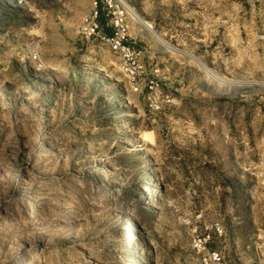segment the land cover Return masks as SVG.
Returning a JSON list of instances; mask_svg holds the SVG:
<instances>
[{
  "label": "rangeland",
  "instance_id": "rangeland-1",
  "mask_svg": "<svg viewBox=\"0 0 264 264\" xmlns=\"http://www.w3.org/2000/svg\"><path fill=\"white\" fill-rule=\"evenodd\" d=\"M126 1L138 84L92 0H0V264H264V0Z\"/></svg>",
  "mask_w": 264,
  "mask_h": 264
},
{
  "label": "built area",
  "instance_id": "built-area-1",
  "mask_svg": "<svg viewBox=\"0 0 264 264\" xmlns=\"http://www.w3.org/2000/svg\"><path fill=\"white\" fill-rule=\"evenodd\" d=\"M24 1L18 0V3L22 4ZM129 15L126 0H92L91 8L83 18L80 32L86 37L97 36L107 44L121 59L122 67L130 72L135 84H138L140 75L145 72L144 51L130 38ZM258 40L264 44V32L258 34ZM207 243L208 240L200 236L193 242V248L202 255V264H222L220 252H205Z\"/></svg>",
  "mask_w": 264,
  "mask_h": 264
},
{
  "label": "bare ground",
  "instance_id": "bare-ground-1",
  "mask_svg": "<svg viewBox=\"0 0 264 264\" xmlns=\"http://www.w3.org/2000/svg\"><path fill=\"white\" fill-rule=\"evenodd\" d=\"M127 6H128V10H129V13L131 14V16H133V18L136 21H138L144 29H146L150 33L154 34L155 37L158 38V40H160L166 47L173 48V46L169 42H167L163 37H161V35L158 34V32L155 31L153 24H151L149 21L143 19V17L140 15V13L137 12V10L134 7H132L128 3H127ZM189 56L194 58L195 60L197 59L194 55H192L190 53H189ZM213 72L215 74H217V72H215V71H213ZM128 220H131V218L128 217ZM126 228H128V227H126Z\"/></svg>",
  "mask_w": 264,
  "mask_h": 264
}]
</instances>
